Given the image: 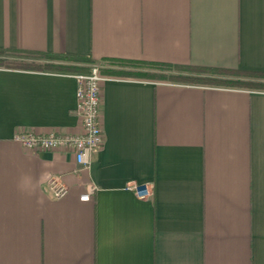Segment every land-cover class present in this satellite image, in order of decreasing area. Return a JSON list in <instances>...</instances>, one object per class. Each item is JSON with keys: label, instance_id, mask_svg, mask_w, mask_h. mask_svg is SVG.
Listing matches in <instances>:
<instances>
[{"label": "crops", "instance_id": "1", "mask_svg": "<svg viewBox=\"0 0 264 264\" xmlns=\"http://www.w3.org/2000/svg\"><path fill=\"white\" fill-rule=\"evenodd\" d=\"M0 48L88 56L110 76L86 166L15 137L80 133L73 74L90 63L0 66V264H264V90L116 64L264 71V0H0ZM52 176L67 195L50 196Z\"/></svg>", "mask_w": 264, "mask_h": 264}, {"label": "built area", "instance_id": "2", "mask_svg": "<svg viewBox=\"0 0 264 264\" xmlns=\"http://www.w3.org/2000/svg\"><path fill=\"white\" fill-rule=\"evenodd\" d=\"M105 66L93 63L88 70L75 72L77 80V105L75 112L81 119L82 131L74 134H35L31 132L19 133L16 139L27 149L31 150H57L67 149L75 154L79 165H88L91 155L98 151L105 142V135L101 122L102 84L110 78L104 72ZM95 188L81 196V200L88 201ZM129 189L141 198L152 194L151 188L146 184H131ZM69 188L58 177L52 176L48 180V192L52 198H62L67 195Z\"/></svg>", "mask_w": 264, "mask_h": 264}, {"label": "trees", "instance_id": "3", "mask_svg": "<svg viewBox=\"0 0 264 264\" xmlns=\"http://www.w3.org/2000/svg\"><path fill=\"white\" fill-rule=\"evenodd\" d=\"M45 57L53 62H37L27 60L37 56ZM93 59L88 56L73 55L67 53L51 52H28L24 50L0 48V66L4 67H26L38 69H57L63 71H73L85 68L79 63H91ZM145 64L149 70L143 72V76H153L155 78L170 79L173 81L189 83H205L212 85H223L230 87H240L248 89L264 90V71L209 68L203 66H194L186 64H176L168 62L151 61H126ZM176 69L177 73H167L166 69Z\"/></svg>", "mask_w": 264, "mask_h": 264}, {"label": "rangeland", "instance_id": "4", "mask_svg": "<svg viewBox=\"0 0 264 264\" xmlns=\"http://www.w3.org/2000/svg\"><path fill=\"white\" fill-rule=\"evenodd\" d=\"M92 64L93 63H90L88 65V67H90ZM116 64L119 67H121L122 70L125 71V74L126 75H129V76H136L137 78H143V77H145V78H148V79H155V80H161V81H173V80H170V79L155 78L153 76H143V72H145L144 69L146 68V66H145V64H142L140 62H137V63H133V62H121L119 64L118 63H116ZM165 71H167V73H169V74H171V73H177L178 72L176 69H171V68H168ZM175 82H180V81H175ZM201 84H205V83H201ZM206 85H212V84H206ZM221 86H223V85H221ZM245 88H247V87H245Z\"/></svg>", "mask_w": 264, "mask_h": 264}]
</instances>
